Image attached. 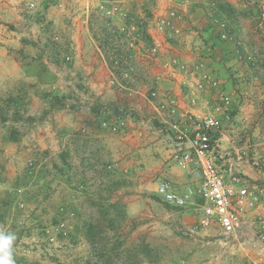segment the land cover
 Segmentation results:
<instances>
[{
    "label": "rangeland",
    "instance_id": "1",
    "mask_svg": "<svg viewBox=\"0 0 264 264\" xmlns=\"http://www.w3.org/2000/svg\"><path fill=\"white\" fill-rule=\"evenodd\" d=\"M16 6L0 20V232L15 264H264L261 234L246 247L200 225L199 188L185 208L155 193L174 180L161 141L194 132L206 91L227 96L210 64L264 71V0Z\"/></svg>",
    "mask_w": 264,
    "mask_h": 264
},
{
    "label": "crops",
    "instance_id": "2",
    "mask_svg": "<svg viewBox=\"0 0 264 264\" xmlns=\"http://www.w3.org/2000/svg\"><path fill=\"white\" fill-rule=\"evenodd\" d=\"M18 1L0 0V20H6L18 8ZM230 65L234 67L231 70L217 62L210 64L221 78L220 89L225 91L229 105L226 108L224 103L218 106L219 103L212 101V93L206 91L204 99L195 103L190 112L200 118L212 114L218 116L220 128L217 133L219 150L216 164L228 182L240 178L242 184L264 183V71L240 68V64H228L227 67ZM159 145L169 148L168 153H172L169 175L174 180L168 181L181 194L192 191L194 196H198L200 183L192 174L179 168V149L176 144L163 139ZM262 233L264 234V211L260 206L256 212L247 215L245 228L240 236L244 246L248 247L250 243H260L257 235Z\"/></svg>",
    "mask_w": 264,
    "mask_h": 264
},
{
    "label": "built area",
    "instance_id": "3",
    "mask_svg": "<svg viewBox=\"0 0 264 264\" xmlns=\"http://www.w3.org/2000/svg\"><path fill=\"white\" fill-rule=\"evenodd\" d=\"M264 25V14L260 27ZM223 97L224 107L229 105ZM220 120L217 115L205 117L191 135L182 131L176 136L179 149L178 166L189 172L200 183V193L205 205L201 210L200 225L215 227L221 235L236 237L245 228V218L256 212L260 206L264 211V183L242 184L240 178L228 182L219 170L216 161L219 150ZM155 193L167 204L185 208L190 204V196L177 191L168 180L156 185ZM264 238V234H261Z\"/></svg>",
    "mask_w": 264,
    "mask_h": 264
},
{
    "label": "clouds",
    "instance_id": "4",
    "mask_svg": "<svg viewBox=\"0 0 264 264\" xmlns=\"http://www.w3.org/2000/svg\"><path fill=\"white\" fill-rule=\"evenodd\" d=\"M15 239L12 233L0 232V264H15L11 251Z\"/></svg>",
    "mask_w": 264,
    "mask_h": 264
},
{
    "label": "trees",
    "instance_id": "5",
    "mask_svg": "<svg viewBox=\"0 0 264 264\" xmlns=\"http://www.w3.org/2000/svg\"><path fill=\"white\" fill-rule=\"evenodd\" d=\"M97 227H98V224L97 223H91L88 228H87V231H86V236H87V239L88 241L94 245V240L96 238V236L98 234H96V230H97Z\"/></svg>",
    "mask_w": 264,
    "mask_h": 264
}]
</instances>
